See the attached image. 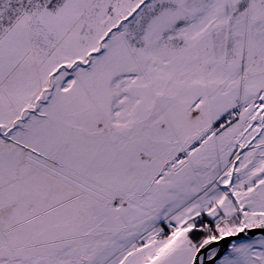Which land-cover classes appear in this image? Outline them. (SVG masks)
I'll list each match as a JSON object with an SVG mask.
<instances>
[{"label":"snow or ice","instance_id":"obj_1","mask_svg":"<svg viewBox=\"0 0 264 264\" xmlns=\"http://www.w3.org/2000/svg\"><path fill=\"white\" fill-rule=\"evenodd\" d=\"M0 264H264V0H0Z\"/></svg>","mask_w":264,"mask_h":264}]
</instances>
